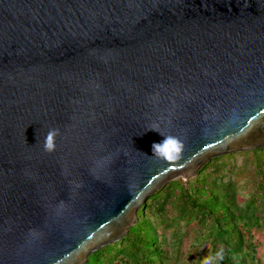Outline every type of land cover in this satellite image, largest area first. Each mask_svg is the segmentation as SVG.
<instances>
[{
    "label": "water",
    "instance_id": "obj_1",
    "mask_svg": "<svg viewBox=\"0 0 264 264\" xmlns=\"http://www.w3.org/2000/svg\"><path fill=\"white\" fill-rule=\"evenodd\" d=\"M157 125L182 159L151 157ZM263 146L264 0H0V264H83L176 176Z\"/></svg>",
    "mask_w": 264,
    "mask_h": 264
},
{
    "label": "trees",
    "instance_id": "obj_2",
    "mask_svg": "<svg viewBox=\"0 0 264 264\" xmlns=\"http://www.w3.org/2000/svg\"><path fill=\"white\" fill-rule=\"evenodd\" d=\"M248 153L253 155L252 187L246 199L238 198L231 180L228 160L234 153L212 157L185 182L172 180L156 190L125 235L91 252L83 264H169L171 251L177 254L182 243L176 229L181 221L193 223L209 241L210 257L223 249L224 259L212 264H264L252 234L253 229L264 228V146L240 152ZM169 211V222L175 226L171 242L158 229L170 226L160 217Z\"/></svg>",
    "mask_w": 264,
    "mask_h": 264
},
{
    "label": "rangeland",
    "instance_id": "obj_3",
    "mask_svg": "<svg viewBox=\"0 0 264 264\" xmlns=\"http://www.w3.org/2000/svg\"><path fill=\"white\" fill-rule=\"evenodd\" d=\"M240 152L241 151L232 152L234 153V157H231L228 162L231 163V180L236 182L235 186L237 187V196L239 199H246L252 187L251 172L253 155L251 153L240 154ZM227 174L228 172H226V175ZM188 177L189 176L185 177L183 175H179L172 180H181L185 182ZM225 179H227V177ZM163 215H166L165 218ZM160 217L165 219L164 222L170 224V226L161 227V225H159V233L163 234L167 238V242H171L174 240L173 233L175 231V226L173 227L169 222L172 217V212L169 211V213H161ZM176 229L179 231L182 243L177 254L175 251H171L172 253L170 254L169 264H204L206 259L211 258L209 241L202 238L201 233L195 229L193 223L186 225L183 221H181L176 226ZM252 234L254 235V239L259 243L257 248L258 256L261 261L264 262V228L258 230L253 229Z\"/></svg>",
    "mask_w": 264,
    "mask_h": 264
},
{
    "label": "clouds",
    "instance_id": "obj_4",
    "mask_svg": "<svg viewBox=\"0 0 264 264\" xmlns=\"http://www.w3.org/2000/svg\"><path fill=\"white\" fill-rule=\"evenodd\" d=\"M150 130H154L156 132H159L163 137V141L160 143H153L152 145V151L153 155L151 157L163 161V162H174L179 161L182 159L184 151H185V142L178 136L173 135H165L164 132L159 130V126H153L149 128ZM61 135L59 128H51L48 130L44 143L43 148L46 152H53L57 148L56 144V138ZM105 164H108L111 162V157H104L102 159ZM80 185H77L79 187ZM63 201L60 203V207H63ZM34 230H30L33 232ZM224 259V253L223 249H221L219 252L216 253L214 257H211L209 259H206L204 261V264H212L213 261L216 260H223Z\"/></svg>",
    "mask_w": 264,
    "mask_h": 264
}]
</instances>
